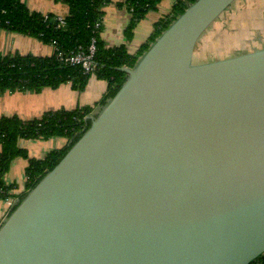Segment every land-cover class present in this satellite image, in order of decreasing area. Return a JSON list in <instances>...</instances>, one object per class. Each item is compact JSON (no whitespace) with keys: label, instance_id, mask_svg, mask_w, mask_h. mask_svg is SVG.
Returning <instances> with one entry per match:
<instances>
[{"label":"water","instance_id":"1","mask_svg":"<svg viewBox=\"0 0 264 264\" xmlns=\"http://www.w3.org/2000/svg\"><path fill=\"white\" fill-rule=\"evenodd\" d=\"M237 0H197L0 224V264H253L264 255V47L194 63ZM55 23L57 21L55 20Z\"/></svg>","mask_w":264,"mask_h":264},{"label":"trees","instance_id":"2","mask_svg":"<svg viewBox=\"0 0 264 264\" xmlns=\"http://www.w3.org/2000/svg\"><path fill=\"white\" fill-rule=\"evenodd\" d=\"M68 4L69 12L64 17V24L55 23L57 17L32 11L24 0H0V29L39 38L46 44L54 45L51 56L33 54L0 53V91L39 92L46 87L56 88L64 83H71L75 90H83L92 75L108 82V92L98 103L105 106L115 97L128 74L121 67H134L138 58L149 48L150 44L165 31L190 4L197 0H177L171 11L161 16L155 23L148 40L139 50L130 54L126 45L108 47L102 38L103 17L105 7L110 4L125 6L130 12V23L125 35L128 40L133 38L138 22L147 14L158 9L162 0H53ZM100 26L94 32L97 23ZM96 37V68L92 73H84L81 66L60 64L57 52L70 53L79 47L86 49ZM94 113L93 106H85L73 110H49L42 116L23 120L17 115L0 118V200H7L13 194L14 185H7L5 174L16 157L29 160L26 169L27 184L23 192L18 194L9 216L25 198L27 193L65 157L70 149L80 140L91 127ZM64 137L66 144L60 149L50 151L45 158H30L28 151L20 148L21 139H43ZM6 216V217H7ZM2 221H0L1 224ZM253 264H264V255Z\"/></svg>","mask_w":264,"mask_h":264},{"label":"crops","instance_id":"3","mask_svg":"<svg viewBox=\"0 0 264 264\" xmlns=\"http://www.w3.org/2000/svg\"><path fill=\"white\" fill-rule=\"evenodd\" d=\"M163 1L165 0L160 2L157 10L149 12L138 22L131 40L125 35L131 19L128 9L116 4L106 6L102 31L106 46L115 47L124 44L130 54L136 53L148 40L155 23L162 15L171 11L177 0H167L166 9L162 14L159 7ZM24 2L32 11L54 17H65L69 12L68 4L64 1L24 0ZM223 16H226L225 19L222 18ZM212 27L207 39L223 38L220 47L231 48L232 56L264 47V0H237ZM54 51L53 45L46 44L39 38L0 29V53L18 52L23 55L51 56ZM107 92L108 82L95 75L90 77L86 87L81 91L75 90L71 83H64L56 88L46 87L39 92L0 91V118L17 115L23 120H31L49 110H73L85 106H93L95 113L100 108L98 103ZM66 142L67 139L64 137L47 140L21 139L19 146L28 151L30 158L41 159L50 151L62 148ZM28 164V159L18 156L12 161L5 174L6 184L14 185L15 188L11 190L13 195L10 198L0 200V221L8 215L11 207L18 201V194L26 188Z\"/></svg>","mask_w":264,"mask_h":264},{"label":"built area","instance_id":"4","mask_svg":"<svg viewBox=\"0 0 264 264\" xmlns=\"http://www.w3.org/2000/svg\"><path fill=\"white\" fill-rule=\"evenodd\" d=\"M49 17L50 14H45L46 19H48ZM56 19H57L56 20L57 23L60 22L61 24H64V17H57ZM99 26L100 23L98 22L96 24L94 32ZM52 44L54 46L56 44V41H53ZM95 53H96V37H93L92 42L88 48L83 49L82 47H79L77 50L71 51L70 53H64L63 51H58L56 56L60 64L81 66L84 73H92L96 68V62L94 60Z\"/></svg>","mask_w":264,"mask_h":264},{"label":"rangeland","instance_id":"5","mask_svg":"<svg viewBox=\"0 0 264 264\" xmlns=\"http://www.w3.org/2000/svg\"><path fill=\"white\" fill-rule=\"evenodd\" d=\"M166 2H167V0L163 1V3L159 7L162 14L166 9L165 8ZM225 17L226 16H223L222 18L225 19ZM212 26L202 35L201 39L199 40V43L197 45V49H196L194 57H193L194 63L211 62V61H216V60H220V59L232 56V52L230 51L231 48L225 49L224 47H220V46H222L221 41L224 40L223 38L218 37L215 39L211 38L210 40L207 39L208 35L210 34L211 30L213 29Z\"/></svg>","mask_w":264,"mask_h":264}]
</instances>
